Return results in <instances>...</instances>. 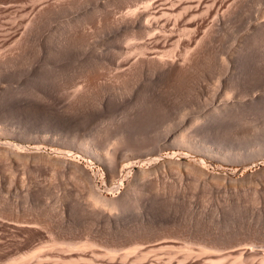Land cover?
<instances>
[{
  "label": "rangeland",
  "instance_id": "rangeland-1",
  "mask_svg": "<svg viewBox=\"0 0 264 264\" xmlns=\"http://www.w3.org/2000/svg\"><path fill=\"white\" fill-rule=\"evenodd\" d=\"M65 1L66 3H64ZM71 1L75 0H0V142L12 141L27 146L33 144L34 139L38 136L41 143H44L43 149L47 148L46 151H52L54 148L72 150L76 159L92 175L96 191L102 192L109 198L118 196L127 187L126 185L132 182V174L137 166H132L130 171H128L129 169L124 170L122 175H119L118 178L115 177L116 180L113 179L109 184L101 164L91 157L89 158L92 161L88 162V158L82 154V151L67 143V140L73 142V139H76L75 141L93 139L96 135L97 138L104 135L117 139L123 138L121 140H124L125 145L134 147L135 152L133 153L139 156L132 158L133 160L144 159L145 156L148 157L157 150L158 156L163 157L174 153L177 161H180L181 167L180 164L173 163L174 167L169 165L171 170L166 165L165 170L161 169L163 173L161 170L156 171L158 174L160 171L162 175L157 174V176L156 172L154 175L150 174L149 176L153 175L150 177L151 180L147 176L146 181L143 180V183H146L144 186L147 187L146 195L143 198L140 197L141 203L138 208L130 205L131 208L119 212L118 216L111 213L113 220L112 217H110L111 219L103 217L105 210L101 209L103 214H98L100 208L95 209L96 216L92 211H90L91 214L89 211H87L88 214L84 213L86 205L82 202L84 206H81L80 201H86L83 193L85 189L80 186L82 191L75 193L76 189L81 190L80 187H75L79 184L77 185L76 182L75 185L76 180L67 177L65 171L64 176L61 175L62 169L54 170L56 172L59 170V173L55 175V178L51 176L52 180L49 183V173L52 175L53 172L47 171L45 167H41V170L40 168L35 169L36 166L34 163L32 166L31 161L29 164L2 158L3 162L0 161V264H9L10 262L12 264H34L35 259H37L35 264H38L37 261L40 257L37 258V256H42L45 254L43 252L49 248L50 250L46 251L42 258L46 259L47 255H51V258H54L50 259L52 261L55 259L53 261L55 264H58V261L59 264H63V262H65L64 264H88L91 261L92 264H131L130 261H134V259L136 262H132V264H154L155 262L156 264H168L169 259L183 262L188 257H191L190 262L186 261V264H261L262 260L260 259L264 256V141L262 142L264 140V0H221V8L217 12L208 11L209 16L205 13V9H209L206 6L194 12L186 7V10L189 9L187 16L185 9L176 8L173 10L175 12L168 10L167 6L171 7L170 4L176 3V0L168 3L167 6L159 4V2L153 3L154 0H76L74 5L71 4ZM148 1L150 4L147 3ZM231 1L233 3L227 7ZM47 3L48 6L50 3L53 8L47 7ZM145 3L150 5L148 7L149 9L151 7L149 10L151 14H154L153 10L156 9L157 13L154 15L157 18L163 14L161 11H171L164 13L167 15L163 14L164 19L159 16L158 21L161 23L166 20L168 14L172 13L175 16L178 10H181L178 19L169 15L171 18H167L168 25L165 28L153 27V31L157 28V30L162 29L164 34L171 27L167 32L172 30L171 33L176 32L175 36L171 34L172 39L168 40L167 44L157 47L158 49L150 47L152 40L155 39V37L151 38L153 35L151 33H149L151 36L143 35V41L138 36V40L136 37L129 40L130 38L125 35L128 32L125 33L126 30L120 23L123 18H118L120 15L124 17L129 9L135 7L141 9L146 5ZM41 6H45L43 7L45 9L44 14L42 13L43 17L42 15L41 18L39 17L40 21L37 19L39 22L31 20L30 18H34L33 16L38 13L36 10ZM162 8L163 10H161ZM226 8L229 10L226 11ZM201 10L204 11L203 14ZM223 10L225 17L221 14ZM192 13V16L196 17L195 20L191 16ZM195 13L197 14L194 15ZM151 14L150 16L154 18L153 21L151 17L148 18V15L147 18L144 17V20L156 21V16ZM107 15L112 16L106 20ZM221 16L224 18L222 19ZM116 17L118 27L114 23ZM199 17L201 18L199 19ZM187 18L193 19L187 20ZM119 19H121L119 22L121 25L118 23ZM109 20H112L113 23ZM184 20L191 21L190 24L187 22V26L195 28L194 35L193 29L191 32H188L189 29L184 32L186 30ZM32 21L38 24H32ZM108 22L109 24H106ZM174 22H177L176 26L173 24ZM196 24L198 27H195ZM5 26H8V29ZM119 27L123 28L122 31L118 29ZM159 33L154 32L153 36L155 34L164 36ZM125 38L130 41L129 46L125 45L128 41L123 42L126 41ZM176 38L179 41H175ZM145 41L148 42L146 44H149L146 46L148 54L146 49L141 50V47L144 48L142 44H145ZM172 41L175 42L171 44ZM141 42L143 43L140 45ZM113 46L120 52L118 54L123 53V57H120L123 58L122 61H119V55H116V49ZM197 46L201 47L200 50L204 52L202 54L200 51L202 57L200 56L198 61L199 64L200 62L203 64V69L197 67L198 69H192L191 73L188 71V76L185 74L187 77L183 76L182 81L168 78L164 74L165 72L161 73L164 71L163 68L160 69L161 65L157 66V62L146 60L149 56V58L155 57L156 53L157 56L163 55V59H168L169 57L166 56L168 51L167 55L171 56L172 54L181 60L186 54H191L197 48L199 51ZM125 48H128V52L124 51ZM156 49L157 51L160 49L159 54ZM121 51L123 52L121 53ZM145 55L148 57L146 58ZM203 55H207L206 60ZM160 56L158 58H161ZM174 56L173 58H175ZM144 58H146L144 61L146 65H142L144 68H140ZM203 58L204 60H201ZM127 59L128 63H126ZM136 59H142L141 61L137 60L141 63L136 66L137 70L135 68L133 71V74L137 73L138 76L132 77L131 73L129 75L131 77L125 80L127 77L124 76V73L128 70V65L130 64L128 67L130 69L131 62L133 61L132 64H134ZM120 63L123 65H119ZM155 63L156 65L153 66ZM204 63L206 67H204ZM92 66L97 68V71L98 68L101 69L100 75L104 72L101 75L103 77L97 74L99 71L91 69ZM90 70L97 72L96 79L99 83L95 79L96 83L93 81L90 84L84 79L86 78L84 74ZM121 76L126 77L124 81L119 80ZM87 85L88 89H86ZM226 102L233 105L232 108ZM224 104H227L228 109ZM233 107L235 112L238 110L236 113L233 112ZM225 110L231 111L234 115L231 113L228 115ZM183 129L184 131L188 130L186 131L188 133L189 130L191 132L203 129L200 132V139L204 140L201 147L208 145L223 148L222 150L232 151L234 154L236 152L241 158L215 157L205 154L206 152L202 150L175 146L170 140L173 139L174 134L178 133L177 131L182 130L183 132ZM55 135L57 136L55 137ZM259 143L262 145H258ZM258 149L263 150L261 152L263 154L258 155L256 153ZM183 163H186L187 167H184ZM189 164L203 167L202 169L205 168L212 175L215 173L212 178H216L217 173H220L223 176H230L233 181L230 182L228 177L226 180L223 177L219 181L220 178L217 175L220 183L215 180L213 185V180L208 178L209 175L205 176V179H203L204 176H201L202 180H200V176L197 177L191 171L193 176L198 178L196 180L190 174V170L189 173L187 172ZM206 181L209 183L205 185H209V188L203 185ZM149 182H152L151 186ZM154 182H159L160 185L156 184L160 187L154 188L156 185ZM163 182H165V187L169 186V188H164V185L161 184ZM170 186L173 189H170ZM148 187H153L156 192L153 190L151 194L149 189L152 188ZM43 190L47 191H45V196H41L43 201L46 200L45 202L49 203V206L53 205L50 207H54V213H59L58 217L54 214V220L50 219L52 215L49 218V222L53 220L49 224L51 228L47 226L49 223L47 220L38 221L41 224L39 223L40 225L37 226L38 223L33 218L32 210L35 209L33 205L37 198L35 195L38 194L36 192ZM146 198H149L148 201ZM82 207H84L83 213L80 212ZM106 215L105 211L104 216ZM31 219H34L32 221L37 224L30 223ZM19 220H22V224H19ZM46 221L47 224L44 223ZM42 223L48 227V230ZM59 232L60 236L63 233L61 237H57ZM48 235L56 236L53 238L58 240L49 239ZM63 236L65 241L59 239H63ZM71 240H76V243L82 241L85 246L89 247L80 248L82 251L78 249V252L73 248L69 251L70 248L64 246L67 249L64 248L65 250L62 251L61 242L66 243L67 241L68 243ZM88 241L92 244L91 246ZM45 242L54 243V245L52 244L54 247L52 248V245L50 247ZM55 242L62 249L56 246ZM82 242L77 244L80 246ZM41 246L45 247L44 251L40 248ZM113 247L116 248L114 253L120 250L121 252L117 254L124 256L125 251V254L128 253L125 256L129 258L125 260L123 257L125 261L121 262L122 256L116 255V262H113L116 258L109 262L108 258L111 256L108 257L107 252L104 254L106 258L102 255L107 248L114 251ZM129 251L135 252V254L138 251H143L141 253H145V256L144 258L142 256L140 260L135 257L137 255L130 254ZM36 253L38 255L33 258ZM94 256L99 257L98 260ZM60 258L61 260H59ZM48 260L44 261L53 264L51 260ZM175 260L169 264H177Z\"/></svg>",
  "mask_w": 264,
  "mask_h": 264
},
{
  "label": "bare ground",
  "instance_id": "bare-ground-1",
  "mask_svg": "<svg viewBox=\"0 0 264 264\" xmlns=\"http://www.w3.org/2000/svg\"><path fill=\"white\" fill-rule=\"evenodd\" d=\"M63 1V0H62ZM74 1V0H73ZM76 1V0H75ZM75 1L74 2H72L71 1V4H73V3H75ZM80 1V0H79ZM119 1V0H118ZM151 1H153V0H151ZM173 0H154L153 1V3L154 2H159V4H166V6H167V4L168 3H171ZM221 0H176V3L175 2H172L170 5H171V7L170 6H167V9L168 10H172V12H175V11H173L174 9H176V8H180V9H185L186 10V7H188L189 9H190V11L191 12H194V11H198L201 7L203 8V6L205 7L206 6V8L208 7L209 9L208 10H206L205 9V13H206V15L208 14L207 12L208 11H218L220 8H221V2H220ZM235 1V0H234ZM97 2V1H96ZM104 2V1H103ZM145 2V1H144ZM225 2V1H224ZM223 2V3H224ZM46 3V2H45ZM51 3V2H50ZM50 3H49V6L51 7V5H50ZM64 3H66V1L64 2ZM77 3V2H76ZM147 3H149L150 4V1H148ZM147 3H145L146 5H144V7H140L141 9H138V7L136 8L135 6V8L133 9H129L127 12H126V14H124V17H122V15H120V17H118V18H123L122 20L121 19H119L118 20V23L120 22V20H121V24H122V27L126 30V32L125 33H129V35H128V33L127 34H125L126 36H127V38H130L129 40H131L133 37H136V39L138 40V38L141 40V41H143V37L147 34L148 36H151V35H149V33H151V34H153L154 35V32H158L159 33V30H161L160 32H161V34L160 35H162V34H164V32H162V29L163 28H165L167 25H168V20H167V18H169V15L170 14H168V17L167 16H165V17H167L166 18V20L164 21V22H160V21H158V19H159V16H161L162 17V19H164V15H167V14H164V13H169V12H171V11H165L164 12V10H163V8H165V7H163L164 5H162V9L161 10H163V11H161L163 14L161 15H159L158 16V18H157V16L156 15H154L155 13H157L156 12V9L155 10H153V12H155L154 14H151L150 12H149V10L151 9V7H150V9H149V7L148 6H150L149 4H147ZM231 3H233V1H231V2H229L226 6L227 7H229V5H231ZM173 4H175L174 6H173ZM9 5V4H8ZM8 5H6V6H8ZM46 5V4H45ZM53 5V4H52ZM74 5V4H73ZM76 5V4H75ZM158 4H156V6H157ZM185 5H187V6H185ZM48 6V3H47V7H49ZM54 6V5H53ZM141 6V5H140ZM184 6V7H183ZM223 6V5H222ZM238 6V5H237ZM22 7H23V5H22ZM43 7H45V6H43ZM42 6L40 7V8H38L36 11L38 12L35 16H33V14H32V16L34 17L33 19L32 18H30L31 20H33V21H37V19L39 20V17L42 15V13H43V11L45 10L44 8H43ZM69 7V6H68ZM158 7L159 8H161L159 5H158ZM182 7V8H181ZM33 9H34V7H32ZM41 8H43L42 9V11H41ZM53 7H51V9H52ZM154 8H155V6H154ZM224 8V7H223ZM7 9V8H6ZM5 9V10H6ZM23 9V8H22ZM25 9V8H24ZM33 9H32V11H33ZM47 9V8H46ZM51 9H49V10H51ZM99 9V8H98ZM103 9V8H102ZM136 9H138V10H136ZM152 9H153V7H152ZM166 9V10H167ZM189 9H187V10H189ZM48 10V11H49ZM118 10V9H117ZM185 10H183V13H185V15L187 16V12H189V11H185ZM225 10V9H224ZM224 10H223V12L221 11V14L223 15L224 14ZM229 10V8L227 9L226 8V11H228ZM233 10V9H232ZM31 11V10H30ZM30 11H29V16H30ZM35 11V12H36ZM100 11V10H99ZM108 11V10H107ZM107 11H105L106 13L105 14H107ZM185 11V12H184ZM226 11H225V13H226ZM35 12H34V14H35ZM151 12H152V10H151ZM159 12V11H158ZM178 12H180L179 14H177ZM178 12L176 13L177 14V16H176V14H175V16L171 13V15H173L172 16V18L174 17H177V19H178V15H181V10L179 11L178 10ZM200 12V11H199ZM203 12L204 11H202L201 10V13L203 14ZM92 13V12H91ZM109 14H110V12H108ZM113 12H111V14H112ZM148 13H150L152 16H156L155 18H157V20L156 21H154V22H151L149 19H146V20H144V17L145 18H147V15L149 16L148 18H150L151 16H150V14H148ZM201 13H199V15L201 14ZM205 13H204V15H205ZM219 13V12H218ZM217 13V14H218ZM28 14V13H27ZM44 14V13H43ZM47 14V13H46ZM101 14V13H100ZM197 13H195L194 15H196ZM202 14L200 15V16H202ZM216 14V13H215ZM216 14V15H217ZM229 14V13H228ZM232 14V13H231ZM103 15V14H102ZM113 15H114V13H113ZM116 15V14H115ZM170 15V16H171ZM184 15V16H185ZM193 15V13L191 14V16ZM198 15V16H199ZM210 15V13L207 15V16H209ZM216 15H214V16H216ZM227 15V14H226ZM31 16V17H32ZM91 16V15H90ZM108 17H106V20L108 19V18H111V16L110 15H107ZM110 16V17H109ZM224 16V15H223ZM42 17H43V15H42ZM45 17V16H44ZM82 17V16H81ZM160 17V18H161ZM193 17V16H192ZM216 17H218V16H216ZM216 17H214V18H216ZM222 17V16H221ZM225 17V16H224ZM224 17H222V19L224 18ZM41 18V17H40ZM98 18V17H97ZM103 18V17H102ZM104 18H105V15H104ZM104 18H103V20H104ZM114 18V17H113ZM152 18V21H153V17H151ZM171 18V17H170ZM169 18V19H170ZM181 18H182V16H181ZM194 18V20L196 19V17H193ZM193 18H191V19H193ZM201 17H199V19H200ZM203 18H204V16H203ZM29 19V20H30ZM117 17L115 18V21L116 22H114V23H116L115 25L117 26ZM161 19V20H162ZM176 19V20H177ZM179 19H180V16H179ZM191 20L190 18H187V20ZM198 19V18H197ZM216 19H218V18H216ZM28 20V21H29ZM44 20V19H43ZM113 20V19H112ZM112 20L110 21V22H112ZM181 20V19H180ZM206 20V19H205ZM220 20V19H219ZM32 21V24L34 23H36V22H33ZM40 21V20H39ZM39 21H37V22H39ZM114 21V20H113ZM185 21V20H184ZM226 21V20H225ZM7 22V21H6ZM45 22V21H44ZM97 22V21H96ZM107 22V21H106ZM170 22V21H169ZM177 22H178V20H177ZM177 22H174L173 24H175V26H176V23ZM186 22V21H185ZM188 23L189 22H191V21H187ZM187 22H186V24H184V25H186V27H184L186 30H184V32H186L187 31V29H189V31L188 32H191L192 30L191 29H193V35H194V29L195 28H189L188 26H187ZM30 23H31V21H30ZM113 23V22H112ZM119 23V24H120ZM179 23V22H178ZM183 23V22H182ZM196 23V22H195ZM198 23V22H197ZM203 24V21L202 22H200V24ZM36 24H38V23H36ZM106 24H109V22L108 23H106ZM118 24V25H119ZM120 24V25H121ZM190 24V23H189ZM201 24V25H202ZM219 24V23H218ZM15 25V24H14ZM78 25V24H77ZM113 25V24H112ZM119 25V26H120ZM192 25V24H191ZM194 25V24H193ZM198 24H196V26L195 27H198L197 26ZM160 27V28H162V29H159V30H157V29H155V30H157V31H153V27L155 28V27ZM174 26V25H173ZM218 26V25H217ZM220 26V25H219ZM225 26V25H224ZM6 27V26H5ZM8 27V26H7ZM6 27V28H7ZM16 27V26H15ZM118 27V26H117ZM121 27V29H120V27L118 28V29H120V31H122V28ZM5 28V29H6ZM12 28H13V26H12ZM18 28H19V26H18ZM30 28H31V25H30ZM43 28V27H42ZM172 28V27H171ZM171 28H168V29H171ZM174 28H176V27H174ZM177 28H179L178 26H177ZM183 28V27H182ZM183 28V29H184ZM8 29V28H7ZM11 29V28H10ZM168 29H167V31H168ZM182 29V30H183ZM200 29V28H199ZM16 30H18L17 28H16ZM16 30H14L15 32H16ZM76 30V29H75ZM125 30H123V31H125ZM151 30H152V32H151ZM165 30V29H164ZM163 30V31H164ZM179 30V29H178ZM177 30V31H178ZM181 30V29H180ZM20 31V30H19ZM119 31V32H120ZM166 31V33L164 34V36L162 35V36H159V35H156L155 34V36H151V38L153 37H155V39L154 40H152L153 42H152V44H151V41H150V47L152 46V47H155V48H157V47H161V46H163V45H165V44H167V41L168 40H170V39H172V35L171 34H174V33H176V32H174V33H171L170 31L169 32H167ZM175 31H176V29H175ZM196 31V30H195ZM197 31H198V29H197ZM204 31V30H203ZM202 31V32H203ZM9 32L11 33V31L9 30ZM13 32V31H12ZM200 32H201V30H200ZM10 33H8V35H10ZM19 33V32H18ZM18 33H16L17 35H18ZM124 33V32H123ZM178 33V32H177ZM183 33V32H182ZM179 35H180V33H178ZM13 35V34H12ZM22 35V34H21ZM124 35V36H125ZM144 35V36H143ZM147 35H146V37H147ZM178 35V36H179ZM204 35H205V33H204ZM15 36V33H14V35H13V37ZM82 36V35H81ZM123 36V37H124ZM137 36H138V38H137ZM142 37V38H140V37ZM174 36H175V34H174ZM181 36V35H180ZM183 36V35H182ZM188 36V35H187ZM28 37V36H27ZM67 37V36H66ZM193 37V36H192ZM195 37V36H194ZM11 38V37H10ZM149 38V37H148ZM147 38V39H148ZM179 38V37H178ZM178 38H176V40L175 41H179V39H181V37L178 39ZM185 38V37H184ZM190 38V37H189ZM208 38H209V36H208ZM19 39V38H18ZM124 39V38H123ZM134 39V38H133ZM178 39V40H177ZM191 39V38H190ZM125 40L126 41H123V42H127L128 40L125 38ZM145 40H146V38H145ZM182 40H185V39H182ZM187 40L189 41V39L187 38ZM133 41V40H132ZM175 41H172V43L171 44H173ZM188 41H187V43H188ZM191 41V40H190ZM118 42V41H117ZM129 42L130 41H128V43L127 44H125V43H123V45L125 44L126 46L128 45L129 46ZM134 42V41H133ZM182 42V41H181ZM203 42H204V40H203ZM14 43V42H13ZM81 43V42H80ZM122 43V42H121ZM143 42H141L140 43V45L142 44ZM146 43H148V42H146L145 41V44H142V46L144 47V48H142L140 45H139V47H141V50L143 49V50H145L146 49V53H147V48H146V46L147 45H149V44H146ZM187 43H186V45H187ZM190 43H192V42H190ZM25 44V43H24ZM118 44H119V42H118ZM170 44V43H169ZM168 44V45H169ZM120 45V44H119ZM122 44H121V46H123ZM124 45V46H125ZM205 45V44H204ZM77 46V45H76ZM200 46V45H199ZM199 46H197V47H199ZM114 47V46H113ZM150 47L148 46V48L150 49ZM164 47H166V46H164ZM164 47H163V49H164ZM181 47V46H180ZM203 47V46H202ZM171 48V47H170ZM186 48V47H185ZM114 49H116L115 47H114ZM126 49V48H125ZM130 49V48H129ZM132 49V48H131ZM153 48H151V50H152ZM158 49V48H157ZM157 49H156V51H157ZM196 49V48H195ZM201 49V47H199V51H197L198 50V48H197V50H195L194 52H192L191 54H189V55H187L186 53H188V52H186V53H184V54H186L183 58H181V60H179V58H176L174 55V57L175 58H173V56H172V54H171V56H172V58H170L171 56L170 55H167L168 54V52H167V54H166V56H168L169 58L168 59H163V55H159L161 58H158L159 56H157L156 54H154V56L155 57H153V58H149L147 55H145L146 56V58L148 57V59H146V58H144V60H139V59H136V61L137 60H139V61H141V62H138V64H137V62L135 61L134 62V64H132V62H131V67H130V69L128 68L129 66H130V64L128 65V67H127V69H126V67H125V69L128 71H126V73H124V76H126L127 77V79H125V80H128V78H130L131 76H129L131 73L133 74V71L135 70V68H136V66L137 65H139L140 63H141V65H140V68H142L144 65H146L145 63H144V61H145V59L146 60H149L150 62L151 61H154V62H157V66H158V64L159 65H161L162 67H160V69H164V71L163 72H161V73H164L165 75H167L168 76V78L170 77L171 79H175L176 81L177 80H181V78L183 77V76H188V74H187V72L189 71V73H191L190 71L192 70V69H194V70H196V69H198V68H200V67H202V69H203V64H201V62H200V64H199V59L202 57V55L200 54V50ZM120 50V49H119ZM123 50V49H122ZM139 50V49H138ZM160 50V49H159ZM157 51L158 52V54H159V52L160 51ZM170 50V49H169ZM174 50V49H173ZM203 50V49H202ZM13 51V50H12ZM18 51V50H17ZM116 51V55L118 54V53H120V52H118L117 51V49L115 50ZM124 51H126V52H128V48L126 49V50H124ZM134 51V50H133ZM153 51V50H152ZM155 50H154V52H156ZM123 51H121V53H122ZM150 52V51H149ZM154 52H152V53H154ZM162 52V51H161ZM172 52V51H171ZM140 53V52H139ZM145 52H144V54H146ZM164 53V52H163ZM162 53V54H163ZM201 53L203 54L204 52H202L201 51ZM206 53V52H205ZM109 54V53H108ZM124 54H125V52H124ZM128 54H130V53H128ZM143 54V55H144ZM148 54V53H147ZM170 54V53H169ZM119 55V61H122L123 60V58L121 59L120 57H123L122 55H123V53L122 54H118ZM117 55V56H118ZM116 56V57H117ZM144 56V57H145ZM153 56V55H152ZM157 56V57H156ZM180 56V55H179ZM201 56V57H200ZM203 56H205V55H203ZM207 56V55H206ZM206 56H205V60L207 59L206 58ZM129 57H131V56H129ZM128 57V58H129ZM143 57V56H142ZM165 57V56H164ZM178 57V56H177ZM200 57V58H199ZM126 58V57H125ZM124 58V59H125ZM141 58V57H140ZM209 58V57H208ZM221 58V57H220ZM121 59V60H120ZM118 60V59H117ZM201 60H204V58L203 59H201ZM200 60V61H201ZM222 60V59H221ZM118 61V62H119ZM126 61V60H125ZM130 61V60H129ZM124 62V61H123ZM147 62V61H146ZM154 62H152V63H154ZM203 62V61H202ZM206 62V61H205ZM98 64H99V62H97ZM126 63H128V59H127V62ZM126 63H125V65H126ZM144 63V64H143ZM147 63H149V62H147ZM97 64V65H98ZM122 63H120L119 65H121ZM118 65V64H117ZM123 65V64H122ZM143 65V66H142ZM150 65H152L151 63H150ZM149 65V66H150ZM156 65V63L153 65V66H155ZM5 66V65H4ZM153 66H151V67H153ZM219 66V65H218ZM99 67V66H98ZM147 67H148V65H147ZM147 67H145V68H147ZM150 67V68H151ZM198 67V68H197ZM204 67H206L205 66V63H204ZM91 69H97V68H93V66L92 67H90ZM109 68V67H108ZM138 68H139V66H138ZM139 68V69H140ZM144 68V67H143ZM149 68V69H150ZM88 70H89V68H87ZM117 69V68H116ZM124 69V70H125ZM138 69V70H139ZM148 69V70H149ZM157 69V68H156ZM190 69V70H189ZM201 69V68H200ZM209 69V68H208ZM136 70H137V68H136ZM143 70V69H142ZM193 70V71H194ZM97 71V70H96ZM99 71V72H98ZM98 75H100V72L102 71L101 69H99L98 68ZM139 71H141V69L139 70ZM157 71V70H156ZM204 71V70H203ZM123 72H125V71H123ZM135 72H138V71H135ZM134 72V73H135ZM159 72V71H158ZM95 73V71H91L90 70V72L89 71H87V73L86 74H84V76L86 77V78H84L88 83H90L91 84V82H95V79H96V76H97V74ZM104 72H102V74H103ZM219 73V72H218ZM76 74V73H75ZM78 74V73H77ZM83 74V73H82ZM101 74V75H102ZM137 73H135V75L133 74L132 75V77L133 76H135V77H137L138 75H136ZM139 74H140V72H139ZM186 74V75H185ZM81 75V74H80ZM100 75V76H101ZM111 75V74H110ZM117 75V74H116ZM122 75V74H121ZM164 75V76H165ZM77 76V75H76ZM83 76V75H82ZM119 76H120V74H119ZM124 76H121V77H119V78H121V79H119V80H123L124 81V78H126V77H124ZM129 76V77H128ZM186 76V77H187ZM101 77H103V76H101ZM118 77V76H117ZM166 77V76H165ZM100 78V77H99ZM98 78V79H99ZM113 78V77H112ZM101 79V78H100ZM99 79V80H100ZM174 80V81H175ZM179 80V81H180ZM183 80H185V79H183ZM98 80L96 79V82H97ZM117 81V80H116ZM182 81V80H181ZM86 82V83H87ZM95 82V83H96ZM107 82V81H106ZM98 83H99V81H98ZM89 84V86H92V85H90ZM101 84V83H100ZM124 84V83H123ZM64 85V84H63ZM74 86V85H73ZM86 86V85H85ZM94 86V85H93ZM96 86V85H95ZM102 86V85H101ZM89 87H88V85H87V88L86 89H88ZM186 90V89H185ZM123 91V90H122ZM127 91V90H126ZM91 92V91H90ZM77 93V92H76ZM226 94H227V92H225ZM81 94H82V92H81ZM90 95V94H89ZM226 96V95H225ZM82 97V96H81ZM227 97V96H226ZM223 98V97H222ZM75 99V98H74ZM84 99V98H83ZM80 102V101H79ZM97 102V101H96ZM227 103V102H226ZM90 104V103H89ZM228 104V103H227ZM226 104V105H227ZM225 105V104H224ZM223 105V106H224ZM225 105V106H226ZM228 106H230V108H232V106L230 105V103L228 104ZM228 106H226V108L228 109ZM238 106V105H237ZM240 107V106H239ZM222 108H224V107H222ZM225 108V109H226ZM230 108H229V110H230ZM220 109V108H219ZM235 108L233 107V112H235V110H234ZM237 109V108H236ZM243 110V109H242ZM219 111V110H218ZM226 112H228V115L231 113V111H228V110H225ZM224 111V112H225ZM238 111V110H237ZM236 111V112H237ZM225 112V114L227 115V113ZM235 112V113H236ZM232 115H234L233 113H231ZM219 115V114H218ZM231 115V116H232ZM182 116V115H181ZM220 116H222V115H220ZM231 116H228L229 118L231 117ZM218 118H219V116H217ZM223 117H225V116H223ZM198 118V117H197ZM222 118V117H221ZM226 118V117H225ZM224 118V119H225ZM193 119V118H192ZM226 119H228V118H226ZM197 120V119H196ZM195 120V121H196ZM200 120V119H199ZM223 120V119H222ZM230 120V119H229ZM226 121V120H225ZM227 122V121H226ZM193 123V122H192ZM216 123V122H215ZM227 123H229V122H227ZM195 124V123H194ZM198 124V123H197ZM186 125V124H185ZM212 125V124H211ZM191 126H193L192 124H191ZM190 126V127H191ZM203 127V126H202ZM209 127V126H208ZM231 127V126H230ZM233 127V126H232ZM188 128V127H187ZM205 128V127H204ZM203 128V129H204ZM180 129V128H179ZM192 129H193V127H192ZM202 129V130H203ZM198 130V129H197ZM201 130V131H202ZM2 131V130H1ZM7 131V130H6ZM6 131H4V132H6ZM186 131H188V130H186ZM186 131H184V129H183V132H186ZM199 131V130H198ZM195 131V130H193V131H191L190 132V130H189V133L188 132H186V133H183L182 132V130L181 131H177L178 133H176V134H174V137H173V139L171 138V140H170V142L171 143H173L175 146H181V147H185V148H190V149H198V150H202V151H204V152H206L205 154H208V155H212V156H215V157H229V158H233V159H240L241 158V156H239V155H237L236 154V152H235V154H234V152H232V151H230V152H228V151H226V150H222V149H220V148H216V147H212V146H204V147H201V146H203L202 145V142H204V140L203 141H201V137H200V132L201 131ZM205 131V129L203 130V132ZM256 132V131H255ZM105 133V132H104ZM103 133V134H104ZM261 133H263V132H261ZM107 134V133H106ZM227 134V133H226ZM254 134V133H253ZM264 134V133H263ZM37 135V134H36ZM100 135V134H99ZM57 135H55V137H56ZM103 136V135H102ZM106 135H104L103 137H98L97 138V135H96V137L94 136V138L93 139H82V140H80V139H78L79 141H75L76 139H73L74 141L72 142L71 140H67L66 142L67 143H70V144H72V145H74V147H76L77 149H79V150H81L82 151V154H84V156H86L87 158H88V162H91L92 160L89 158V157H91V158H93V159H95V160H97L98 162H99V164H101V166H102V168H103V170H104V173H105V175H106V177H107V181H108V183L110 184V183H112V180L115 178V177H117L118 178V176L119 175H122V173H123V171L124 170H128V171H130L131 170V168H132V166H137V169L133 172V178H132V182L130 183L129 182V185H126L127 187H125L124 188V190H122V192L118 195V196H115V197H107V196H105V195H103L102 194V192L100 193V191L98 192V190L96 191V189L94 188V184H93V180H92V175H90V172H88L89 170H87V168L84 166V165H82L80 162H79V160L78 159H76V156L74 155V153L73 152H71L72 150H62V149H58V148H54V149H52V151H46V149H43L44 148V146H43V144L41 143V140L40 139H38V136L36 137V139H34L35 141H33L34 143L33 144H28L27 146H22V144H18V143H14V142H12V141H7V142H0V158H1V160L0 161H2V158L4 159H14V160H16L17 162L18 161H20V162H22V163H24V162H30L31 164H32V166H33V163L35 164L34 166H36L35 167V169L36 168H40V170H41V167H45V169L48 171L49 170V172H53V173H55L54 175H53V173H52V175H50L51 173H49V176H50V181H49V183L51 182V180H52V178H51V176H54V178H55V175H58V173H59V170L60 169H62L63 170V172H61V175L63 174V173H67L66 175H67V177L69 176V177H71V179L73 178V179H75L76 181L74 182V184L77 182V185L78 186H75V187H82V188H84L85 190H83V193H84V196H82V197H84V198H86V201L84 202L83 200H77V201H80V203H81V206L83 205L82 204V202L83 203H85L84 205H86V206H84V207H82V211H80V208H78L79 209V211L80 212H82L83 213V208H84V213L86 212L87 214H88V212L87 211H89V213H90V211H92L93 213H94V215L96 216L97 214H95L96 213V211H95V209L96 208H100L99 209V211L102 209V210H105L106 211V214L108 215V217H106V216H104L105 215V211L103 212L104 213V215H103V217H105L106 219H109L110 217H112L113 216V214L111 215V213H114L116 216H118L122 211H124V210H126L127 208H131V207H133V206H137V208H138V206L140 205V201H141V198H143V196H145L146 194H145V192H146V188L147 187H145L144 185L146 184H144L143 182V180H145L146 181V179L145 178H148L147 176H149L150 174H153L154 175V173L156 172V171H158V170H161V169H163V170H165V166L167 165L168 167H169V165L171 164V166L173 165V167L175 166L173 163H178V164H180V161L178 160L177 161V158H175V154L173 153V154H171V155H166L165 157H163V156H158V151L156 152H153V153H149L150 154V156H145L146 158H144V159H142V158H137L136 160L134 159H132V158H135V157H139L138 155H135V153H133V152H135V150H134V147H129V146H127V145H125V143L121 140V139H123V138H121V139H117V138H112V137H105ZM122 137H123V135H121ZM44 137H45V135H44ZM47 137V136H46ZM53 137V136H52ZM59 137V136H58ZM120 137V136H119ZM207 137H209V136H207ZM230 137V136H229ZM33 138H34V136H33ZM124 138H125V136H124ZM169 138V137H168ZM167 138V139H168ZM42 139V138H41ZM206 139V138H205ZM209 139V138H208ZM261 139V138H260ZM53 140V139H52ZM207 140V139H206ZM48 141V140H47ZM58 141V140H57ZM70 141V142H69ZM264 140H262V142H263ZM56 142V141H55ZM62 142V141H61ZM63 142H64V138H63ZM256 143H257V141H255ZM261 142V141H260ZM58 143H59V141H58ZM47 144H49V143H47ZM64 145V144H63ZM258 145H262V144H258ZM264 145V144H263ZM223 147V146H222ZM67 148V147H66ZM257 148H259V147H257ZM256 148V149H257ZM260 148L262 149V147L260 146ZM51 149V148H50ZM136 149V148H135ZM261 149H258V150H256V153L258 154V155H261V154H263V153H261L263 150H261ZM264 149V148H263ZM134 150V151H133ZM129 151H131L130 153H129ZM190 151V150H189ZM264 152V151H263ZM177 153V152H176ZM255 153V154H256ZM144 154V153H143ZM146 154V153H145ZM168 154V153H167ZM204 154V153H203ZM250 154H251V152H250ZM77 155V154H76ZM147 155V154H146ZM181 155V154H180ZM249 155V154H248ZM257 156V155H256ZM264 156V155H263ZM262 156V157H263ZM141 157V156H140ZM176 157H177V155H176ZM249 157H250V155H249ZM255 157V156H254ZM254 157H253V159H254ZM259 157V156H258ZM4 159V160H5ZM246 159V158H245ZM249 160V159H248ZM12 161V160H11ZM10 161V162H11ZM250 161V160H249ZM3 162V161H2ZM29 163V164H30ZM26 164V163H25ZM178 164H176L177 166H178ZM184 165V167L186 166L185 164L186 163H183ZM190 166H188L189 168H187V172L189 171L190 172V174H192L191 173V171L193 172V174H195L197 177L198 176H200V180H202L201 178V176H204V178L203 179H205V176H211V177H209L208 176V178H209V180H213L212 182H213V185H214V181L215 180H217L218 181V177L220 178V180L219 181H221V178H223V177H225V178H223V179H225L226 180V178L228 177V176H223L222 174H220V175H222V176H220L218 173H217V175H218V177H217V175H216V178L214 177V178H212L214 175H215V173L212 175L211 173H209L205 168L204 169H202L201 167H198L196 164L194 165V164H189ZM171 166L169 167V169L171 170L172 168H171ZM180 167H181V164L179 165ZM178 166V167H179ZM201 166V165H200ZM205 166V165H204ZM165 167V168H164ZM177 167V168H178ZM187 167V166H186ZM59 168V170H58V172H56L57 171V169ZM176 168V167H175ZM168 169V170H169ZM181 169V168H180ZM54 170H56V171H54ZM61 170V171H62ZM185 170V169H184ZM206 170V171H205ZM36 171V170H35ZM45 171V170H44ZM65 171V172H64ZM37 172L39 173V171L37 170ZM42 172V171H41ZM188 172V173H189ZM36 173V172H35ZM57 173V174H56ZM127 173V172H126ZM161 173H163V171L161 170ZM160 173V171H159V174H161ZM47 174V173H46ZM158 174V172H156V175ZM158 174V175H159ZM193 174H192V176H193ZM60 175V174H59ZM153 175H151V176H153ZM157 175V176H158ZM162 175V174H161ZM164 175V174H163ZM195 175L193 176V177H195ZM47 176V175H46ZM63 176H64V174H63ZM151 176H149V179H150V177ZM156 176V177H157ZM191 176V175H190ZM252 176V175H251ZM9 177V176H8ZM59 177H61V176H59ZM122 178H123V176H121ZM197 177H195L194 179H196ZM254 177V176H253ZM45 178V177H44ZM53 178V179H54ZM121 178V179H122ZM153 178V177H152ZM207 178V179H208ZM229 179H230V176L228 177ZM250 178V177H249ZM9 179H10V177H9ZM45 179H48V178H45ZM124 179V178H123ZM159 179V178H158ZM198 179V178H197ZM196 179V180H197ZM49 180V179H48ZM114 180H116V179H114ZM151 180V179H150ZM150 180H148V181H150ZM154 180V179H153ZM208 180V181H209ZM231 180V181H230ZM229 181L230 182H232L233 180L232 179H230ZM245 180V179H244ZM250 180H252V179H250ZM122 181V180H121ZM217 181H216V183H217ZM218 181V183H220ZM242 181V180H241ZM249 181V180H248ZM153 182V181H152ZM152 182H149V184H150V186L152 185L151 183ZM161 182V181H160ZM207 182V181H206ZM204 183L203 185H204V187L206 186V187H208L209 185H205V184H208L209 182H207V183ZM211 182V183H212ZM247 182V181H246ZM10 183H11V179H10ZM155 183V182H154ZM156 183H158L159 184V182H156ZM155 183V184H156ZM165 182H163V183H161L162 185H164V188H169V186H167V187H165V184H164ZM191 183V182H190ZM216 183H215V185H216ZM217 183V184H218ZM242 183V182H241ZM245 183V182H244ZM248 183V182H247ZM12 184V183H11ZM114 184V183H113ZM116 184V183H115ZM158 184H156V185H154V188H156V186H158V188L160 187ZM196 184V183H195ZM253 184V183H252ZM76 185V184H75ZM148 185V184H147ZM167 185V184H166ZM193 185V184H192ZM211 185V184H210ZM117 186H118V184H117ZM194 186V185H193ZM37 187H38V185H37ZM40 187H41V185H40ZM80 187V188H81ZM163 187V186H162ZM195 187V186H194ZM51 188V187H50ZM82 188H81V190L80 189H76L77 191H75V193H78L79 191H82ZM115 188L117 189V187L115 186ZM148 188H152V189H149V190H151L150 191V193L152 194V192H153V190H154V188L153 187H148ZM172 187L170 186V189H171ZM209 188V187H208ZM207 188V189H208ZM43 189V188H42ZM45 189V188H44ZM46 189H47V187H46ZM169 189V190H170ZM173 189V188H172ZM205 189V188H204ZM75 190V189H74ZM39 191V190H38ZM46 190H43L42 192L40 191V192H36V193H38L37 195H35L37 198H36V201L34 202V205H33V207L35 208V209H33L32 211H33V215H34V217L33 218H35V220H36V222L38 223H36L37 224V226L38 225H40L41 223L40 222H38V221H45V220H47L48 222H49V218L51 217V215H52V217L50 218V219H53V216H54V214H55V216H57L58 214H56V213H54L53 212V208L54 207H50V206H53V205H51L50 204V206H49V203H47V202H45V201H43V199L41 198V196H45L46 194V192H45ZM117 191V190H116ZM114 192V191H113ZM119 192V191H118ZM154 192H156V190H154ZM166 192V191H165ZM173 192V191H172ZM35 193V192H34ZM39 193H40V195H39ZM71 193V192H70ZM74 193V192H73ZM255 193H257V192H255ZM148 194V193H147ZM155 194H158V193H155ZM253 194V193H252ZM70 195V194H69ZM78 195H80V194H78ZM159 195H161V194H159ZM48 196H49V193H48ZM156 196V195H155ZM141 197V198H140ZM159 197V196H158ZM48 198V197H47ZM80 198H81V196H80ZM152 198V197H151ZM163 198V197H162ZM45 199V198H44ZM56 199V198H55ZM81 199H83V198H81ZM149 199V198H148ZM148 199L146 198V200L148 201ZM159 199V198H158ZM161 199V198H160ZM48 200V199H47ZM255 200V199H254ZM253 200V201H254ZM144 201H145V199H144ZM88 202V203H87ZM154 202H156L155 200H154ZM159 202V201H158ZM157 202V203H158ZM4 203V202H3ZM87 203V204H86ZM145 203H147L146 201H145ZM160 203V202H159ZM2 204V203H1ZM78 204V203H77ZM60 205V204H59ZM130 205H131V207H130ZM156 205V204H155ZM78 206H80L79 204H78ZM80 206V207H81ZM31 208V207H30ZM98 209H97V211H98ZM30 211V210H29ZM55 211V210H54ZM61 211V210H60ZM95 211V212H94ZM108 211V212H107ZM58 212V211H57ZM110 212V213H109ZM118 212V213H117ZM120 212V213H119ZM102 213V211H100L98 214H103ZM109 213V214H108ZM63 214V213H62ZM91 214V213H90ZM32 215V214H31ZM32 215V216H33ZM93 215V214H92ZM100 215H98V216H100ZM110 215V216H109ZM114 215V216H115ZM5 216V215H4ZM55 216H54V218H55ZM121 216V215H120ZM119 216V217H120ZM10 217V216H9ZM22 217V216H21ZM24 217V216H23ZM58 217V216H57ZM102 217V216H101ZM118 217V218H119ZM17 218H18V215H17ZM32 218V217H31ZM117 218V217H116ZM115 218V219H116ZM117 218V219H118ZM60 219V218H59ZM93 219V218H92ZM111 219V218H110ZM112 219H113V217H112ZM16 220H18V219H16ZM32 220H34V219H31L30 220V223H34L35 224V222H33ZM54 220V219H53ZM53 220H51L50 222H52ZM114 220V219H113ZM20 221V220H19ZM18 221V222H19ZM24 221V220H23ZM32 221V222H31ZM47 221L46 222H44V223H46L47 224ZM108 221V220H107ZM22 222V220L20 221V223L19 224H22L21 223ZM28 222V221H27ZM50 222L48 223V227L49 228H51L50 227ZM15 223V222H14ZM40 223V224H39ZM44 223H42V224H44ZM17 224V223H16ZM25 224V223H24ZM27 224V223H26ZM25 224V225H26ZM35 224V225H36ZM56 224V223H55ZM18 225V224H17ZM31 225V224H30ZM52 225V224H51ZM20 226H22V225H20ZM43 226H45V224L43 225ZM47 226H45V227H47ZM32 227H33V225H32ZM42 227V226H41ZM48 227H47V230H48ZM35 228V227H34ZM37 228V227H36ZM38 228H40V227H38ZM47 232V231H46ZM49 232H52L51 230H49ZM47 234V233H46ZM50 234H54V233H50ZM59 235L57 236V237H61L62 235H63V233H61L62 235L60 236V232L58 233ZM65 235V234H64ZM143 235V234H142ZM48 236H50V235H48ZM68 236V235H67ZM66 236V237H67ZM39 237V236H38ZM53 237H56V236H53ZM52 237V235L50 236V238L49 239H51V238H53ZM55 241H57L58 239H55V238H53ZM59 239H61V240H63V241H65V238H64V236H63V239L62 238H59ZM71 239H73V238H71ZM68 240H70V239H68ZM67 240V241H68ZM87 240V239H86ZM88 240H90V239H88ZM46 241V240H45ZM50 241V240H49ZM67 241H66V243L64 242V243H62L61 242V244H60V241H58L59 242V244L61 245V246H63V249H62V247L60 248L58 245V243L57 242H55V244H56V246H58L60 249H62V251H64L65 249H69V251L70 250H72L71 248H73V250L74 249H77V251L79 252V250H81L80 248H84L85 249V247H89V246H85V243L84 242H82V245L84 244V246H82V245H78L79 243L81 244V242H79V241H77V243H76V240L74 241V240H71V242H68L67 243ZM74 241V243H72ZM166 241V240H165ZM52 242V241H51ZM92 242V241H91ZM45 243H47V242H45ZM50 243V242H49ZM49 243H47L48 245H50V247H51V245L53 244L54 245V243H51V244H49ZM88 243H89V245L91 246L92 244H90V241H88ZM88 243L86 242V245H88ZM93 243V242H92ZM65 244V245H64ZM96 244V243H95ZM52 245V248L54 247ZM44 246V245H43ZM64 246H66L67 248H65ZM82 246V247H81ZM95 246V245H94ZM147 246V245H146ZM78 247V248H77ZM111 247V246H110ZM141 247V246H140ZM144 247V246H143ZM206 247V246H205ZM40 248H42V246L40 247ZM45 248V247H44ZM44 248H42L43 249V251H44ZM65 248V249H64ZM114 248V251H113V249L112 250H109L110 248H107V250L103 253V257L105 256L104 254L106 253L107 255H108V257H110V258H108L110 261L109 262H112L113 260H114V258H116L117 256L119 257L121 254H117L118 252L120 253L121 251L120 250H118L117 251V253H114V252H116V248L115 247H113ZM134 248V247H133ZM36 249V248H35ZM38 249V248H37ZM79 249V250H78ZM91 249V248H90ZM118 249V248H117ZM135 249V248H134ZM50 250V248L49 249H46V251H49ZM52 250V249H51ZM109 250V251H108ZM201 250V249H200ZM34 251V250H33ZM40 251L42 252V250L40 249ZM46 251L45 252H43V253H45L46 254ZM54 251V250H53ZM57 251V250H56ZM60 251V250H59ZM61 251V252H62ZM76 251V250H75ZM82 251V250H81ZM251 251V250H250ZM35 252V251H34ZM36 252H38V251H36ZM66 252H67V250H66ZM74 252V251H73ZM103 252V251H102ZM101 252V253H102ZM127 252V251H126ZM130 252V251H129ZM138 252H140V251H138ZM138 252H136L137 254H135V252L134 253H132V252H130V254H133V255H137V256H135V257H138V259H140L142 256H143V258H144V256H145V253H141V252H143V251H141L140 252V254L138 255ZM192 252V251H191ZM42 253V254H43ZM83 253V252H82ZM184 253V252H183ZM201 253V252H200ZM29 254V253H28ZM38 254H39V252H38ZM37 253H36V255L35 256H33V258L34 257H36L37 255H38ZM45 254H43V255H45ZM49 254V253H48ZM97 254V253H96ZM115 254V255H114ZM123 254V253H122ZM126 254H128V253H126ZM125 254V251H124V256L123 255H121L122 257V259L120 260L121 262H123V260L125 259H127V258H129V257H127V256H125L126 255ZM177 254V253H176ZM212 254V253H211ZM41 255V254H40ZM42 255V256H43ZM117 255V256H116ZM172 255V254H171ZM264 255V254H263ZM27 256V255H26ZM42 256H37V258L38 257H40V258H38L39 259V261H37V263L39 264L40 263V260L41 259H43V260H41V263L40 264H50V262L49 263H47V262H45L46 261V259L48 260V258H49V260H51L52 258H54V257H52L51 258V255H47V258L45 259L44 257L42 258ZM95 256H98V255H95ZM94 256V258H96ZM100 256V255H99ZM115 256V257H114ZM170 256V255H169ZM46 257V256H45ZM113 257V258H112ZM123 257H124V259H123ZM51 258V259H50ZM97 258H99V257H97ZM96 258V259H97ZM105 258H106V256H105ZM170 258H172V257H170ZM191 258V257H190ZM189 257L187 258L188 260L190 259ZM193 258V257H192ZM247 258V257H246ZM248 258H250V257H248ZM101 259V258H100ZM187 259H185L183 262H181V260H175V261H177V264L179 263V264H184V262H185V264H186V261H187V263L188 262H190V260L188 261ZM194 259V258H193ZM230 259V258H229ZM253 259V258H252ZM37 259H35V261H36ZM45 260V261H44ZM48 260V261H49ZM59 260H61V258L59 259ZM64 260V259H63ZM83 260V259H82ZM98 260V259H97ZM112 260V261H111ZM116 260H117V258L115 259V261H113V262H116ZM124 260V261H125ZM129 260V259H128ZM127 260V261H128ZM141 260V259H140ZM165 260V259H164ZM170 261H168V264H169V262L171 263L172 261L174 262V260H172V259H169ZM194 260H197L198 261V259H194ZM238 260V259H237ZM247 260V259H246ZM260 260H262L260 263L261 264H263L264 263V256H263V258L262 259H260ZM259 260V261H260ZM15 261V260H14ZM13 261V262H14ZM20 261V260H19ZM35 261H34V264H35ZM53 261H55V259L53 260ZM52 260H51V262H53ZM66 261V260H65ZM88 261V260H87ZM90 261V260H89ZM88 261V262H89ZM94 261V260H93ZM119 261V262H120ZM208 261V260H207ZM223 261V260H222ZM26 262V261H25ZM63 262V261H62ZM67 262V261H66ZM95 262V261H94ZM108 262V261H107ZM131 262V264H132V262H136L135 261V259H134V261L132 260V261H130ZM166 262V261H165ZM195 262V261H194ZM11 264H12V262H10ZM9 263V264H10ZM14 263H16V262H14ZM65 262H63V264H64ZM89 263H91L92 264V261L91 262H89ZM88 263V264H89ZM125 263H127V262H125ZM158 263H160V262H158ZM212 263H213V261H212ZM236 263V262H235ZM238 263V262H237ZM17 264V263H16ZM53 264H55V262H53ZM58 264H59V261H58ZM60 264H62V263H60ZM68 264V263H67ZM70 264V263H69ZM97 264V263H96ZM99 264V263H98ZM100 264H102V263H100ZM118 264V263H117ZM124 264V263H123ZM151 264V263H150ZM154 264H156V262L154 263ZM214 264V263H213Z\"/></svg>",
  "mask_w": 264,
  "mask_h": 264
}]
</instances>
